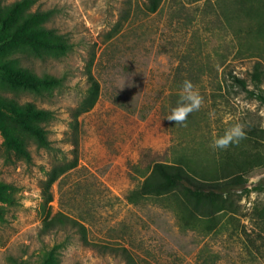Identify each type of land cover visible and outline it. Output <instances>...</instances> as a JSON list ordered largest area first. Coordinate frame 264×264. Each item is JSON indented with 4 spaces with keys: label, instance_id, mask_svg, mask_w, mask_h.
Returning a JSON list of instances; mask_svg holds the SVG:
<instances>
[{
    "label": "rangeland",
    "instance_id": "374dc122",
    "mask_svg": "<svg viewBox=\"0 0 264 264\" xmlns=\"http://www.w3.org/2000/svg\"><path fill=\"white\" fill-rule=\"evenodd\" d=\"M234 76L264 93V0H0V264H264V103ZM185 80L204 103L180 125ZM236 123L246 138L213 150ZM156 161L246 188L128 200Z\"/></svg>",
    "mask_w": 264,
    "mask_h": 264
},
{
    "label": "trees",
    "instance_id": "16d2710c",
    "mask_svg": "<svg viewBox=\"0 0 264 264\" xmlns=\"http://www.w3.org/2000/svg\"><path fill=\"white\" fill-rule=\"evenodd\" d=\"M154 1V0H151ZM262 70L260 64L256 63L254 66L253 76L259 82L261 80ZM17 76H21L17 74ZM15 76L16 78H19ZM33 79L37 82H45L51 80L53 77L45 76V78H39L33 76ZM88 88L85 97L81 102V110L85 111L90 109L98 98L99 94V82L91 72H88ZM234 80L247 92L248 96L256 97L258 100L264 103V93L261 91L250 89L247 87L246 81L243 78L234 76ZM26 81L25 78H20ZM27 82V81H26ZM10 108L15 110L16 113L36 115L40 112H46L45 110H39L34 108L30 104L11 103ZM26 123L27 127L35 133L36 137H40L37 127L34 123H29L25 119H21ZM45 139H43V142ZM54 178V177H53ZM52 180V179H51ZM264 180V177L261 181ZM188 183V185L186 184ZM247 177L244 172L235 173L233 175H225L223 177L206 178L203 181L196 180L190 175L186 169L179 163H166L162 161H156L152 165L150 174L143 180V182L136 188L129 191L126 195L130 201H137L146 195H159L163 193L171 192L175 189L184 188L185 197L193 202V204L200 208L205 206L206 208L213 205L215 202H223L227 196L234 189L246 188ZM186 184V185H185ZM185 185V186H184ZM51 199V195H47V200ZM68 217H63L62 214L55 215L51 221L66 223Z\"/></svg>",
    "mask_w": 264,
    "mask_h": 264
},
{
    "label": "clouds",
    "instance_id": "9594fccd",
    "mask_svg": "<svg viewBox=\"0 0 264 264\" xmlns=\"http://www.w3.org/2000/svg\"><path fill=\"white\" fill-rule=\"evenodd\" d=\"M203 103V97L193 83L190 80H185L181 86L177 106L171 109L166 119L183 125L191 113L201 109ZM244 129L245 126L240 123L228 127L222 136L212 140L210 147L213 150H227L231 145L239 144L241 140L246 138L247 134Z\"/></svg>",
    "mask_w": 264,
    "mask_h": 264
}]
</instances>
